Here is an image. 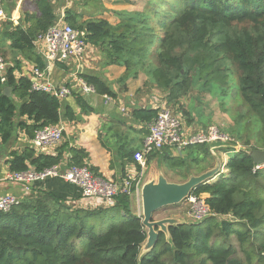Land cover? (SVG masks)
<instances>
[{
  "label": "trees",
  "instance_id": "obj_1",
  "mask_svg": "<svg viewBox=\"0 0 264 264\" xmlns=\"http://www.w3.org/2000/svg\"><path fill=\"white\" fill-rule=\"evenodd\" d=\"M120 16V24L113 27L105 20L80 22L71 8L65 10V21L86 32V41L105 54L107 66L125 68L123 83L144 74V85L164 93L166 106L175 112L178 107L189 121L191 113L183 109L181 100L192 90L229 95L257 122L255 134L247 139L248 150H264V0H150L142 13ZM28 20V29L19 25L1 36L10 42L14 55L43 68L35 41L58 16L45 2ZM2 48L0 44L8 69L5 82L0 75V147L9 148L19 132L32 140L39 129L60 124L64 118L76 119L71 107L64 114L59 98L32 91L30 77L18 79L22 61L13 56L9 66ZM82 78L98 95L117 98L103 79ZM6 87L12 89L11 97L4 95ZM73 95L83 113L93 112L79 93ZM131 115L136 123L149 125L158 109L134 107ZM239 116L242 119L245 113ZM125 123L120 121L121 126ZM129 132L142 131L129 126ZM237 136L241 138L242 132ZM249 151L231 154L226 167L229 175L222 173L193 191L195 196H208L206 204L215 215L171 226L169 239L160 232L156 247L147 254H142L148 238L143 217L133 213L129 196H118L114 207H94L37 191L11 211L0 212V264H264V166L258 168ZM71 153L69 167L87 166L86 156L74 149ZM135 153L129 156L133 162ZM159 154L169 168L185 167L186 161L168 150ZM9 156L10 172L41 171L65 160L63 154H38L33 145L11 150ZM109 214L124 218L98 232L97 219Z\"/></svg>",
  "mask_w": 264,
  "mask_h": 264
},
{
  "label": "crops",
  "instance_id": "obj_2",
  "mask_svg": "<svg viewBox=\"0 0 264 264\" xmlns=\"http://www.w3.org/2000/svg\"><path fill=\"white\" fill-rule=\"evenodd\" d=\"M149 1L150 0H100V2L92 4L89 3L88 0H72L69 4H65L63 0H0V9L5 13L4 19L0 17V44L4 47L2 50L7 51L9 66L13 65V56H16L17 59L22 61L21 72L18 73V79L26 76L31 78L34 67H39L35 63L24 60L23 57L17 53L14 55L9 49L10 42H4L1 35L8 28L13 29L19 25L24 29H28L31 25L28 18L39 13V6L42 3L49 2L54 9L55 15L58 16V19L62 15L65 16L66 8H71L72 12L77 16L80 22L105 20L111 26L116 27L121 22L120 13H142ZM5 23L7 24L6 26L4 25ZM78 31L85 38L86 32L81 30ZM87 44L88 49L83 60H73L69 64L58 63L46 73V78L48 76L47 79H50L55 84H65L70 86L73 91L72 95L60 100L62 101L63 112L67 107H71L75 113L76 119L69 121L64 118L60 122L65 127L63 142L52 151L38 150V154L48 156L63 154L66 161L64 160L61 165L64 169H67L69 168L67 159L69 160L73 157L71 149L78 150L80 154L86 156V158H83L85 164L94 169L95 172H97V175L106 180L120 182L129 176H139L141 168L135 163V161H131L129 156H132L133 152L140 151L143 148L144 139L149 132L148 125H142L133 120L131 115L133 108L149 107L156 109L160 103H164V98L162 97V99L159 100L158 97H155L157 96L156 94H152L150 97L146 98L145 96L143 99H139L140 95L138 92L142 86H144L147 77L143 75L145 76V80L142 81L134 91H131L132 83L137 81L140 76L138 79L131 78L127 80L126 83H123L121 80L126 72L125 68L115 65L107 66V58H105V54H103L97 46L90 44L88 41ZM35 50L36 53L41 56L44 63L43 68L39 69L45 70V60L40 49L37 48L36 45ZM0 57L5 60L4 57ZM7 69L8 67L6 68V71ZM6 71L3 74L0 72V75L5 77ZM74 74L79 75L81 78L82 75H92L103 79L112 86L117 94V98H111L112 100H108L105 96H100L98 94H85L81 92L72 78ZM118 82L122 83V87H124L122 90L119 88ZM123 90L125 91L123 95L125 96V99L120 96V93H122ZM157 91L158 90H155V92ZM74 93H79L93 112L83 113L76 102L75 96L73 95ZM18 104L20 105V103ZM190 109L191 107L188 108L189 113H191ZM190 119L192 122H189V124H191L184 128L185 134L187 135L206 131L210 127L208 125H198L196 116L192 113ZM24 120L27 121L26 118ZM120 121L126 122L125 125L121 126ZM129 126L142 132L140 134L129 132ZM30 145H32L31 140L26 134L24 132H19L16 141L14 140L10 145L8 153L10 155L11 150H23ZM6 148L2 149V147H0L2 150H5ZM212 148V145L206 147L200 146L198 157L195 159H192L190 155L185 156L191 161H197L196 165L201 163V166H198L195 169V167L190 165L187 167L185 164L184 171L190 167V171H195L192 172V174L200 175L212 169L216 164ZM168 151L173 157L179 158L178 156L180 154L176 153V151ZM1 156L2 155L0 154V197L6 194H11L20 199L24 198L26 196L24 187L13 185L5 181L7 174L10 172L8 161L11 158L8 156L9 158L6 157L5 160H2L3 157ZM184 161L186 160L184 159ZM151 162L153 164V161L151 160L148 166L152 165ZM150 167L148 168V172L151 171ZM172 170L176 171L175 169ZM225 171L229 170L227 169ZM189 175L187 174V177H189ZM151 177H155L154 174H151ZM37 191H50L55 195L66 198L70 201H83L82 191L79 187L57 178L49 179L44 183L35 185L32 188V193L34 194ZM131 208L133 213L136 214L135 208L137 207L133 199Z\"/></svg>",
  "mask_w": 264,
  "mask_h": 264
},
{
  "label": "built area",
  "instance_id": "obj_3",
  "mask_svg": "<svg viewBox=\"0 0 264 264\" xmlns=\"http://www.w3.org/2000/svg\"><path fill=\"white\" fill-rule=\"evenodd\" d=\"M69 4L72 0H63ZM0 17L5 18V13L0 9ZM45 60V70L35 68L32 71V91L43 92L59 99L72 95L73 91L69 85H57L46 78V73L58 63L69 64L73 60H83L86 56L88 44L86 39L65 21L61 16L46 33L40 35L35 41ZM8 64L0 57V72L6 71ZM74 83L85 94H97L94 86L90 85L79 75L72 76ZM6 78H3L5 82ZM112 100L111 97L105 96ZM158 116L149 125V132L144 139L143 148L134 155V161L141 168L139 176H129L122 181L106 180L96 175L89 166H72L64 169L62 165H56L38 171L30 168L25 171L9 172L5 181L24 187L26 196L32 194V188L44 183L49 179H61L71 185H75L82 191L83 201L77 202L84 206L114 207L120 195L137 198L141 201V192L144 185V175L148 167V158L163 150L185 149L188 146L212 145L215 151L224 158L220 174L226 169L231 154L249 151L237 138L222 131L218 126H210L206 131L195 134H185L180 115L160 103ZM65 127L60 123L54 126H47L35 132L31 140L32 145L40 151H52L58 147L64 138ZM212 148V149H213ZM263 166H258L261 168ZM218 175V177L220 176ZM217 177V178H218ZM216 178V179H217ZM215 179V180H216ZM191 211L189 214L194 222H202L214 216L210 207L202 196L191 195L186 201ZM21 203V199L15 195L6 194L0 197V212H9ZM193 213V214H192Z\"/></svg>",
  "mask_w": 264,
  "mask_h": 264
},
{
  "label": "rangeland",
  "instance_id": "obj_4",
  "mask_svg": "<svg viewBox=\"0 0 264 264\" xmlns=\"http://www.w3.org/2000/svg\"><path fill=\"white\" fill-rule=\"evenodd\" d=\"M89 3L96 4L100 2V0H88ZM146 9V7H145ZM144 74H140V77L137 81L133 82L131 85V91H134L137 86H139L142 81L145 80ZM119 83V82H118ZM119 88L122 90L124 87H122V83H119ZM156 88H151V87H146L145 85L142 86L140 91L138 92L139 99H143L145 96L150 97L153 95H157L155 97H158L159 100L166 97L165 94L160 92ZM128 91V89H127ZM124 90L122 93H120V96L125 99L124 95ZM133 93V92H132ZM144 95V96H143ZM222 98L224 99L225 104H222ZM141 101V100H139ZM182 102V107L185 111L188 112V108L191 107L190 111L193 115L196 116L197 124L198 125H215L218 126L220 129L224 130L226 133L232 135L233 137L237 138L247 149H248V144H247V139L255 134V129L257 128V122L255 120V117L251 115V113L247 112V108L243 105L241 106L239 104V101L237 99H232L229 95H226L222 97L220 93L215 92V91H201L200 89H194L192 90L189 95L181 100ZM125 103V102H124ZM176 109V108H175ZM178 112V107L176 109ZM174 111V110H173ZM175 112V111H174ZM176 112V113H178ZM244 114L245 117L242 119L240 118L239 114ZM181 115V111L178 113V115ZM181 121L182 125L185 128L187 125H190L189 122H192V120L188 119V117H183V114L181 115ZM189 121V122H188ZM238 131H241L243 136L239 138L237 136ZM254 144V141L251 142ZM208 146V145H206ZM204 146V147H206ZM3 149V148H2ZM0 149V154L2 155L1 157L2 160H5L6 157L9 156V148H6L5 150ZM198 150L199 147L196 146H188L185 147V149H175L176 153L180 154L178 157L179 159H185L186 160V166L188 167L193 166L198 167L201 166V163L199 165H196L197 161H191L185 156H191L192 159H195L198 157ZM9 158V157H8ZM222 164L224 162V158L221 157ZM153 164L149 165L146 170V176L144 175V182L149 181V180H157L159 174H164V176L168 179L170 182L174 183H182L184 182L183 175L187 177V174L189 175L192 174V172L195 171H190V167L187 168L184 171V167H176L175 170L173 171L171 168H169L168 163L163 160L161 154L158 153L155 154V156L152 159ZM155 161V162H154ZM157 161V162H156ZM208 162V160H207ZM151 166V167H150ZM150 167V172H148V168ZM227 170V169H224ZM197 172V171H196ZM199 172V171H198ZM225 174L229 175V171H224ZM223 173V174H224ZM151 174H154L155 177H151ZM205 199L208 197L207 195H203ZM136 203V214L138 216L143 217V209H142V202L139 201L137 198L133 199ZM137 200V201H136ZM139 201V202H138ZM191 211V207L189 203L184 202L180 205L177 206H172L165 208L161 211H159L155 215V220L159 221L162 219H183L189 224L194 223L193 217L191 214H189ZM193 214V213H192ZM124 216L120 214H114L111 216V214L106 215L102 219H97L96 223L98 224V232H102L106 230L108 227H110L113 224L120 223L123 220ZM147 231V230H146ZM233 243L236 245V241H233ZM242 255V254H241ZM244 255H242V258ZM197 264H200L198 262Z\"/></svg>",
  "mask_w": 264,
  "mask_h": 264
},
{
  "label": "water",
  "instance_id": "obj_5",
  "mask_svg": "<svg viewBox=\"0 0 264 264\" xmlns=\"http://www.w3.org/2000/svg\"><path fill=\"white\" fill-rule=\"evenodd\" d=\"M4 95L11 97L12 89L6 87ZM216 164L214 167L200 175L190 174L188 179L182 183L168 181L164 174H159L157 180L146 181L142 187L141 202L143 209V226L147 230V241L145 242L142 254L153 250L159 240L160 232H163L169 239V228L181 224H187L183 219H162L155 220V215L168 207L184 203L198 187L214 181L220 174L222 160L220 155L212 149ZM257 166H264V150L255 149L249 152Z\"/></svg>",
  "mask_w": 264,
  "mask_h": 264
}]
</instances>
